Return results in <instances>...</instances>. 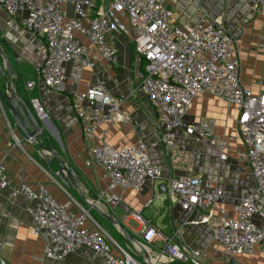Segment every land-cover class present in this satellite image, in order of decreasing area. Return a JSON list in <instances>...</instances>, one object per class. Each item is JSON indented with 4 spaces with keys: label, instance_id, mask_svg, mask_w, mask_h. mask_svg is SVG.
<instances>
[{
    "label": "built area",
    "instance_id": "obj_1",
    "mask_svg": "<svg viewBox=\"0 0 264 264\" xmlns=\"http://www.w3.org/2000/svg\"><path fill=\"white\" fill-rule=\"evenodd\" d=\"M67 5L73 8V17L65 13ZM252 9L264 13V0H254ZM0 13L10 17L25 13V28L45 40L48 55L38 82L47 89L57 93L67 90L70 63L94 73L87 91L74 94L73 111L90 150L87 166L101 168L109 182L108 188L101 190L99 201L119 206L126 191L140 193L148 184L161 180L162 170L154 164L151 149L163 147L177 169L187 164L186 152L177 147L179 130L196 142L206 143L213 156L227 161L231 145L215 136L213 125L207 121L188 123L186 118L193 100L200 95L220 98L235 107L246 146L237 151V157L250 168L255 188L242 192L234 216L222 207L223 190L201 176L189 174L168 180L166 192L171 204L201 214L200 220L191 224L210 228L214 242L227 257L251 256L256 249L264 255V230L255 223L257 216L264 217L258 206L259 199L264 200V83H259L263 90L258 94L243 87L235 41L221 18L212 19L203 11L195 24L176 26L168 0H0ZM119 38L130 41L144 62L140 90L157 110L161 129L160 140L151 145L141 142L117 149L108 144V130L102 129L129 120L122 101L97 73L101 61L110 67L119 64ZM36 85V81L28 82L26 88L33 90ZM33 104L42 117L43 107L38 101ZM0 115H5L1 97ZM188 171L193 172L192 165ZM6 189L14 198L23 197L30 204L28 213L34 223L31 234L46 238L44 257L48 260L63 262L86 249L105 264H206L205 252L182 243L180 230L168 240L146 223L138 234L141 247L136 251L143 258L138 260L115 243L89 212L76 213L70 205L60 204L46 185L33 189L20 181L12 186L6 166L0 162V190ZM133 216L142 221L139 213ZM157 240L165 242L163 248H151ZM115 249L121 257L113 254ZM0 264H5L1 255Z\"/></svg>",
    "mask_w": 264,
    "mask_h": 264
},
{
    "label": "crops",
    "instance_id": "obj_2",
    "mask_svg": "<svg viewBox=\"0 0 264 264\" xmlns=\"http://www.w3.org/2000/svg\"><path fill=\"white\" fill-rule=\"evenodd\" d=\"M224 1L168 0V6L173 11L176 26L195 24L199 13L203 11L212 19L221 18L235 41V51L241 64V83L244 88L258 94L263 90L259 83H264V13H255L252 4L248 9L244 0H230L236 4L237 8L233 9L228 0L225 6L228 5L233 10L225 13V23L222 14L215 15L218 9L221 10L219 5L224 4ZM64 10L69 17L74 16L72 6H65ZM25 16V13L15 17L0 13V51L5 57L1 64L7 74L5 78L0 77V89L8 92L10 64L13 69L11 86L14 93L20 98H30L32 103L38 101L44 113L39 120L41 130L35 135L36 141L27 140L11 111L5 106V115H0V162L5 164L12 186L24 181L37 189L40 184H44L60 204L70 205L76 213L83 210L89 212L102 229L106 227L105 222L117 225L101 214L116 219L139 242L141 237L138 234L144 223L159 230L168 240L180 230L181 242L191 249L204 251L206 262L210 264H229L231 259L237 261V264H264V255L259 249L251 256L227 257L214 242L210 228L191 224V221H199L201 214L185 211L180 206L171 204L166 192L168 180L189 174L201 176L214 188L223 190L225 197L222 207L229 216H234V207L242 192L253 191L255 188L250 168L237 157V151L246 148L238 128V110L229 107L220 98L200 95L193 100L186 118L188 123L207 121L213 125L215 136L226 139L231 145L227 161L222 162L213 156L206 143L196 142L184 130H179L177 147L186 152L187 164L177 169L163 147L151 149L154 164L162 170V179L155 184H148L140 193L126 191L119 206L106 200L99 201L101 190H106L109 182L104 178L101 168L87 166L90 150L82 126L73 111L74 94L87 91L95 79L94 73L70 63L67 65L65 92H53L39 83V72L48 55L47 44L44 39L25 28ZM79 37L84 44H88L85 38ZM118 46L119 64L110 67L108 63L101 61L97 73L114 97L122 101L123 112L129 120L103 126L102 129L108 130L107 142L117 149L136 146L141 142L151 145L160 140L161 129L157 110L140 90L144 62L136 55L130 41L119 38ZM32 81H36L37 85L33 90H28L26 84ZM33 107L37 114L34 104ZM26 133L34 135L33 127L30 126ZM36 142L51 148L55 156L49 151L42 152ZM191 165L193 172L188 171ZM61 167L73 172L70 183L65 184L53 175L52 172L57 173ZM115 192L120 194V190ZM258 206L264 212V200L259 199ZM29 207L30 204L23 197L14 198L10 189L0 190V255L5 264H105L103 259L86 249L78 250L63 262L46 259L44 252L47 241L44 236L31 234L34 223L28 213ZM137 213L141 216V222L133 216ZM133 221L138 224L134 232L128 226ZM255 223L264 230V217L257 216ZM121 241V244L114 242L136 259L143 260L124 234ZM164 244L163 240H157L151 248L161 249ZM113 254L121 257L116 249Z\"/></svg>",
    "mask_w": 264,
    "mask_h": 264
},
{
    "label": "water",
    "instance_id": "obj_3",
    "mask_svg": "<svg viewBox=\"0 0 264 264\" xmlns=\"http://www.w3.org/2000/svg\"><path fill=\"white\" fill-rule=\"evenodd\" d=\"M4 55L0 51V77H7V74L5 72L4 66L1 64V60H4ZM8 92H3L0 89V97L3 101L4 106L11 111L13 115V119L18 123L20 128L23 130L24 135L26 136L27 140H34L36 141V134L39 133L41 130L40 127V117L35 113L33 103L30 98H20V96L17 93H14V90L11 86V79L13 76V69L10 64H8ZM32 126L34 129V135H28L26 133V130ZM37 143V142H36ZM37 146L42 152H50L52 156H55L54 151L50 148H47L45 146L40 145L37 143ZM53 175L61 180L63 183L67 184L71 182L70 176L73 174L72 171H68L66 168L61 167L60 170L55 173L52 172ZM162 189L163 186H162ZM106 220L110 221L112 224L117 225L122 233L125 235V237L135 246V247H141V243L121 224L120 221L110 218L107 215L101 214ZM229 264H237V261L234 259H231Z\"/></svg>",
    "mask_w": 264,
    "mask_h": 264
},
{
    "label": "rangeland",
    "instance_id": "obj_4",
    "mask_svg": "<svg viewBox=\"0 0 264 264\" xmlns=\"http://www.w3.org/2000/svg\"><path fill=\"white\" fill-rule=\"evenodd\" d=\"M228 0H225L224 1V4L222 3L221 5H219L220 6V8H221V10L220 9H218L217 11H216V14L215 15H221L222 17H224V21H225V23H226V21H227V19L225 18V13H230V12H232V10L234 9V7H236V4H234L232 1H230L229 0V2L228 3H230L231 2V5L233 6V9L230 7V6H228V5H226L225 6V4H226V2H227ZM253 3H254V1L253 0H244V5L245 6H247V8L249 9L250 7L249 6H251V4L253 5ZM237 8V7H236ZM215 13V12H214ZM221 16H219V17H221ZM216 17H218V16H216ZM216 19H218V18H216ZM222 24H223V26H224V23H223V20H222ZM226 26V25H225ZM224 26V27H225ZM226 28V27H225ZM92 216V215H91ZM93 218V217H92ZM94 219V218H93ZM105 229L103 228V230L105 231V233H107L108 234V236L112 239V240H114V241H116L117 243L119 242L120 244L122 243V241H121V239L123 238V234H122V231L120 230V228L119 227H117V226H112V225H110L109 223L107 224L106 222H105ZM129 229L131 230V231H135V230H137V228H138V224L136 223V222H131V223H129ZM109 238V241H111V239ZM113 245V244H112ZM174 264H179V262H177V263H174ZM206 264H210V262H206Z\"/></svg>",
    "mask_w": 264,
    "mask_h": 264
},
{
    "label": "bare ground",
    "instance_id": "obj_5",
    "mask_svg": "<svg viewBox=\"0 0 264 264\" xmlns=\"http://www.w3.org/2000/svg\"><path fill=\"white\" fill-rule=\"evenodd\" d=\"M147 252H149L148 250H146Z\"/></svg>",
    "mask_w": 264,
    "mask_h": 264
}]
</instances>
